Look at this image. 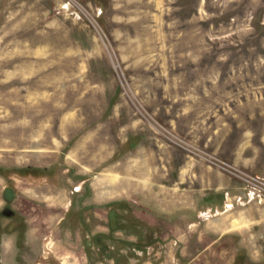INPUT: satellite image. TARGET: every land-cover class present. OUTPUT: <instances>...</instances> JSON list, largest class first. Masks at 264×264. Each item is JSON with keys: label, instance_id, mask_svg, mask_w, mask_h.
<instances>
[{"label": "rangeland", "instance_id": "1", "mask_svg": "<svg viewBox=\"0 0 264 264\" xmlns=\"http://www.w3.org/2000/svg\"><path fill=\"white\" fill-rule=\"evenodd\" d=\"M0 264H264V0H0Z\"/></svg>", "mask_w": 264, "mask_h": 264}, {"label": "water", "instance_id": "2", "mask_svg": "<svg viewBox=\"0 0 264 264\" xmlns=\"http://www.w3.org/2000/svg\"><path fill=\"white\" fill-rule=\"evenodd\" d=\"M14 196L13 189L10 186H4L2 189V197L6 202H9Z\"/></svg>", "mask_w": 264, "mask_h": 264}, {"label": "built area", "instance_id": "3", "mask_svg": "<svg viewBox=\"0 0 264 264\" xmlns=\"http://www.w3.org/2000/svg\"><path fill=\"white\" fill-rule=\"evenodd\" d=\"M68 5V4H67ZM69 6H71V5H69Z\"/></svg>", "mask_w": 264, "mask_h": 264}]
</instances>
